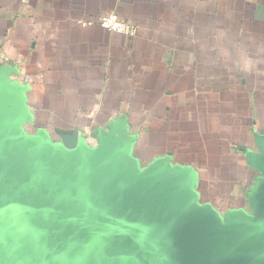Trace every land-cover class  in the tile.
I'll return each instance as SVG.
<instances>
[{"label": "crops", "instance_id": "crops-1", "mask_svg": "<svg viewBox=\"0 0 264 264\" xmlns=\"http://www.w3.org/2000/svg\"><path fill=\"white\" fill-rule=\"evenodd\" d=\"M109 13L136 33L81 23ZM1 132L117 200L175 195L176 229L239 262L264 237V0H0Z\"/></svg>", "mask_w": 264, "mask_h": 264}, {"label": "water", "instance_id": "water-1", "mask_svg": "<svg viewBox=\"0 0 264 264\" xmlns=\"http://www.w3.org/2000/svg\"><path fill=\"white\" fill-rule=\"evenodd\" d=\"M43 138V137H41ZM0 133V229L5 264H217L221 236L210 227L177 228L181 201L161 204L136 188L112 197L105 172L44 171L35 147L6 149ZM241 260L264 264V237L245 236Z\"/></svg>", "mask_w": 264, "mask_h": 264}, {"label": "built area", "instance_id": "built-area-1", "mask_svg": "<svg viewBox=\"0 0 264 264\" xmlns=\"http://www.w3.org/2000/svg\"><path fill=\"white\" fill-rule=\"evenodd\" d=\"M81 23L87 26H93L97 23L108 30L119 31L127 35H134L137 30L131 22L117 13L102 14L97 19L82 20Z\"/></svg>", "mask_w": 264, "mask_h": 264}]
</instances>
